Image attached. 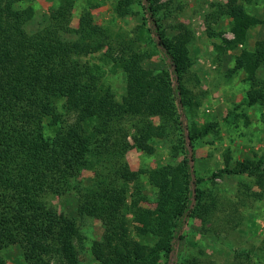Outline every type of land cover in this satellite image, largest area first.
Listing matches in <instances>:
<instances>
[{
    "label": "trees",
    "instance_id": "obj_1",
    "mask_svg": "<svg viewBox=\"0 0 264 264\" xmlns=\"http://www.w3.org/2000/svg\"><path fill=\"white\" fill-rule=\"evenodd\" d=\"M25 0H0V264L2 252L18 246L27 264H79L76 243L82 240L77 222L59 213L47 199L72 188L83 172L93 174L80 185L79 218L102 223V237L93 242L97 264H177L178 248L190 219L202 225H226L237 204L208 192L186 147L207 136L215 125L191 132L186 109L194 105L182 76L192 67L189 49L193 33L184 25L169 37L157 18L159 0H119L117 13L130 15L140 3L147 30L166 71L153 74L133 42L98 25L92 10L82 8L73 26L75 0H58L49 20L36 32ZM258 0H225L213 4L208 29L223 17L232 40L227 49L243 47L231 73L244 72L250 86L247 106H264V41L246 47L249 31L259 19L246 5ZM211 24V25H210ZM102 65L126 76L125 94L117 99L104 82ZM158 121V122H157ZM155 139H170L174 151L185 154L177 166L132 171L126 159L132 148L153 155ZM227 155L219 173L256 177L264 188V162L234 165ZM148 185L154 194L146 193ZM215 174L213 177H217ZM262 200V192L245 190ZM227 217V218H225ZM251 258V254H247Z\"/></svg>",
    "mask_w": 264,
    "mask_h": 264
},
{
    "label": "rangeland",
    "instance_id": "obj_2",
    "mask_svg": "<svg viewBox=\"0 0 264 264\" xmlns=\"http://www.w3.org/2000/svg\"><path fill=\"white\" fill-rule=\"evenodd\" d=\"M73 26L82 8L92 10L98 25L108 28L114 35L133 42L135 49L143 55V66L153 74L166 71V65L159 56L147 30L140 3L132 7L130 15L122 17L117 13L119 0H75ZM225 0H159L157 18L161 29L169 37L177 35L180 24L194 35L189 49L192 67L182 76V85L194 97V105L187 107L186 119L191 132L202 131L215 125L211 132L191 142L189 130L185 132L186 147L192 157V165L198 176L205 178L208 192L221 200L237 204L235 211L226 210L230 216L226 225L204 226L198 219H190L184 230V239L178 248L177 264H264V188L257 187L256 177L233 176L219 173L225 168V157H231V164L245 160L264 162V106H247L246 94L249 89L247 75L233 72L235 62L243 50L227 49L223 40H232L229 20L223 17L210 30L207 16L213 12L212 5ZM58 0H25L24 6H32L34 19L28 25L30 33L36 32L50 17ZM247 12L260 20V24L249 31L246 47L254 50L256 44L264 41V0L246 5ZM211 25V24H210ZM91 64L102 66L104 82L110 86L117 99L126 91V76L110 66L102 65L99 57L88 59ZM264 80V65L257 70ZM158 122V121H157ZM170 139H155L153 155H147L132 148L126 159L132 171H151L164 165L177 166L184 159L183 151H174ZM264 170V164H263ZM218 174L217 177H213ZM93 174L83 172L72 182V188L60 197H49L47 201L77 222L82 240L76 243L79 264H97L91 254L94 241L103 234L102 223L98 220L81 219L77 215L80 185L91 183ZM146 193L153 197L148 185ZM250 193L262 192V200L247 197ZM227 218V217H225ZM251 254V258L247 257ZM2 256L6 264H27L18 246L5 249ZM159 264H165L162 258Z\"/></svg>",
    "mask_w": 264,
    "mask_h": 264
}]
</instances>
